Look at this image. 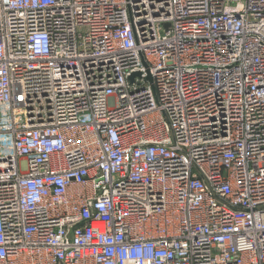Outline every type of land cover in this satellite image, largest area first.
<instances>
[{
	"label": "built area",
	"instance_id": "2783aa9c",
	"mask_svg": "<svg viewBox=\"0 0 264 264\" xmlns=\"http://www.w3.org/2000/svg\"><path fill=\"white\" fill-rule=\"evenodd\" d=\"M0 264H264V0H0Z\"/></svg>",
	"mask_w": 264,
	"mask_h": 264
}]
</instances>
